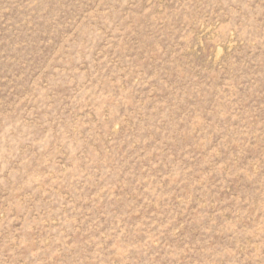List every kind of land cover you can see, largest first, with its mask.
Wrapping results in <instances>:
<instances>
[{
  "label": "rangeland",
  "instance_id": "obj_1",
  "mask_svg": "<svg viewBox=\"0 0 264 264\" xmlns=\"http://www.w3.org/2000/svg\"><path fill=\"white\" fill-rule=\"evenodd\" d=\"M0 264H264V0H0Z\"/></svg>",
  "mask_w": 264,
  "mask_h": 264
}]
</instances>
